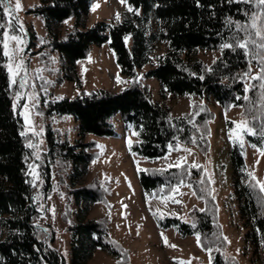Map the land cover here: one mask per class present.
<instances>
[{"label": "trees", "instance_id": "trees-1", "mask_svg": "<svg viewBox=\"0 0 264 264\" xmlns=\"http://www.w3.org/2000/svg\"><path fill=\"white\" fill-rule=\"evenodd\" d=\"M7 2V0H6ZM131 7L129 15L116 22L105 20L86 24L91 0H39L30 12L39 14L50 36V45L69 65L88 56L92 44L107 43L112 50L120 73L131 83L116 91L98 88L80 92L73 97L63 96L45 102V116L71 114L78 123V139L74 143L59 140L48 124L45 135L48 146L44 156L68 160L73 169L69 174L70 194L78 206L75 220L67 227L70 237L72 264H80L88 250L96 247L113 256L124 258L126 253L109 234L104 218H87V205L100 201L109 205L101 186L78 182L80 164L93 158L89 151L94 141H81L83 135H116L112 122L116 114L125 129H131L136 139L128 143L131 153L148 159L162 157L176 143L194 144L201 152L209 148L210 121L213 112L205 104L195 103L192 109L175 116L170 108L151 99L146 85L136 77L150 62L156 42L165 43L166 51L158 61L144 71L155 77L163 93L171 95H209L223 109L240 107L241 115L251 129L246 141L264 145V79H257L264 49L251 43L247 49L238 41L259 38L251 28L252 16H260L258 27L264 28V6L257 0H125ZM73 23L58 34L57 27L67 19ZM17 35L19 24L8 19L0 6V264H65L63 256L53 246L54 232L38 223L41 210L35 198V184L28 173L32 154L30 133L24 132L23 120L14 99L19 86L10 80L7 56L4 52L5 29ZM31 38H37L29 31ZM130 35L131 45L126 36ZM31 44L34 41L31 40ZM225 44L232 47L224 48ZM220 49L210 64L196 57L198 49ZM258 69L250 86L246 76ZM42 101V96H41ZM23 133V134H22ZM234 195L239 215L246 228L245 240L252 245L264 241V192L259 184L246 175L243 148L233 142L229 149ZM44 187L49 183L47 166L43 170ZM143 192L159 197L171 192L175 185L188 183L204 200L201 210L192 212V221L176 215L159 217L162 228L174 227L181 236L198 234L205 249L217 246L209 264H240L224 253L226 240L221 234L217 204L212 196L209 178L202 166L147 167L137 172ZM47 229V230H46Z\"/></svg>", "mask_w": 264, "mask_h": 264}, {"label": "rangeland", "instance_id": "rangeland-1", "mask_svg": "<svg viewBox=\"0 0 264 264\" xmlns=\"http://www.w3.org/2000/svg\"><path fill=\"white\" fill-rule=\"evenodd\" d=\"M19 2L20 9L6 11V14L9 20L14 19L19 24L20 33L14 36L19 37L20 42L8 40V48H4V52H7L10 80L14 79L20 89L14 106L19 109L24 132L30 133L32 154L27 168L35 184V198L41 210L37 221L54 232L53 246L63 256L65 264H72L67 227L75 220V213L79 210L69 191V174L73 165L59 157L44 156L48 146L45 124L55 131L59 140L74 143L79 137L78 123L71 114L45 116L42 109L50 99L73 97L98 88L116 91L129 85L131 79L120 73L107 43L92 44L86 58L77 61L74 66L69 65L50 45L42 16L29 11L39 4V0ZM6 3L14 9L16 0H7ZM128 9L126 2L121 3V0H91L89 12L85 15L86 24L89 26L100 20L116 22L130 14ZM72 23L73 18H69L60 24L56 28L58 34L67 31ZM29 31L34 32L37 38H31ZM5 33L13 36L8 28ZM31 40L34 44L30 43ZM126 43L131 45L130 35L126 36ZM166 48L165 43L154 44L150 62L139 70L136 80L147 86L152 100L169 107L172 115L189 112L195 103L207 105L213 112L209 148L201 152L194 144L178 142L162 157L148 159L137 156L128 149V143L136 139V134L131 129H125L119 114L112 119L116 135L85 134L79 138L83 142L94 141L95 144L89 149L93 158L79 165L81 174L78 182L101 186L109 202V205L100 201L91 202L87 205L85 216L104 218L110 236L126 253L124 258H119L93 247L80 264H209L212 253L220 250L219 247L205 249L197 240L198 234L181 236L174 227L162 228L157 223L159 217L167 215L192 221V212L203 209L204 200L188 183L175 185L173 189L176 191L172 189L167 195L150 197L143 192L138 181L139 169L166 168L176 166L178 162L204 168L217 204L221 234L226 238L224 253L236 258L240 264H264V241L259 246L245 240L246 228L234 195L229 158L230 146L238 142L243 148L247 177L264 182V145L259 147L246 141L245 133L251 129L241 115L240 107L223 109L209 95L163 93L155 77L144 76V71L158 61ZM219 53V48L198 49L194 55L210 64ZM17 65L21 67L17 68ZM257 72L258 69L252 66V72L245 80L247 87ZM45 166L49 171L47 187H44L42 176Z\"/></svg>", "mask_w": 264, "mask_h": 264}, {"label": "snow or ice", "instance_id": "snow-or-ice-1", "mask_svg": "<svg viewBox=\"0 0 264 264\" xmlns=\"http://www.w3.org/2000/svg\"><path fill=\"white\" fill-rule=\"evenodd\" d=\"M121 3H125V0H121ZM257 5L258 6H264V0H257ZM0 6H3L5 8V11H15V10L20 9V7H21L19 0H16V4H15L14 9L11 8L6 3V0H0ZM128 10L133 11V9L131 7H129ZM117 19H119V14H117ZM251 19H252L251 28H253L255 30V36L257 38H259L260 42L258 43L256 39H246L244 41H238L237 46L240 48H243V49H247L248 44L251 43L252 45H255L256 47H258L259 49H264V28L258 27V25H257V20L260 19V16L253 15ZM8 40L20 42L19 37L14 36V35L8 36V34L5 33L4 34V44H3L5 49L8 48V42H7ZM222 47L227 48V47H232V45L231 44H225ZM5 54L7 55V52H5ZM260 64H261L260 72L264 73V57H261ZM19 67H21V66L17 65V68H19ZM9 71H12L11 67H9ZM18 74L19 73L17 72L16 75H18ZM256 78L257 79H264V76L257 75ZM12 82L15 83V80L13 79ZM29 146L31 147V145H29ZM185 151H190V150L185 149ZM262 154H264V152H262ZM176 167H180L179 162L176 164ZM257 183L259 184L260 191L264 192V182H257ZM173 191H176V189H173ZM175 202H179V201H175ZM197 240L199 241V236H197ZM165 243H167L166 238H165ZM172 247H175V245H172Z\"/></svg>", "mask_w": 264, "mask_h": 264}]
</instances>
